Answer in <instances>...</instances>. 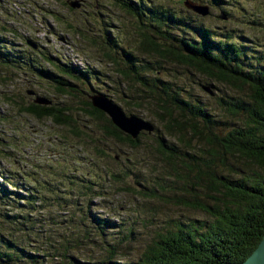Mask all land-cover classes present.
<instances>
[{"label":"rangeland","instance_id":"1","mask_svg":"<svg viewBox=\"0 0 264 264\" xmlns=\"http://www.w3.org/2000/svg\"><path fill=\"white\" fill-rule=\"evenodd\" d=\"M74 1L0 0V51L12 52V59L20 57L24 63L32 61L38 69L32 73L15 68L7 73L0 66V172H13L3 175L5 183L13 179L39 190L46 205L37 211L38 218H44L35 227L38 239L33 232L31 240L22 242L20 227L1 217L0 234L26 249L28 244L37 246L38 262L32 264H71L56 253L74 258V264L136 263L148 246L177 225L198 227L199 222L211 221L205 212L176 203L190 197L186 179L195 169L186 167L189 156L201 164L210 146L191 132L184 134V127L181 132L166 128L168 120L159 117L161 110L149 90L125 79V74H132L125 54L148 84L160 79L183 90V98L204 106L216 122L213 131L242 127L243 113L229 111L227 103L251 102L248 88L233 87L145 53L142 34L153 36L156 24L151 10L159 9V16H175L180 23H162L160 29L171 38L167 45L164 40L157 42L171 48L182 39L200 40L201 30H207L214 42H231L241 49L245 70L262 72L264 0H191L208 6L205 17L186 9L185 0H79L80 6L71 8L68 3ZM27 40L38 49L30 48ZM27 90L47 98L55 108L67 109L74 128L22 112L21 107L33 104L34 96ZM153 90L163 95L158 87ZM102 94L125 116L152 123L154 131L141 133L136 146L107 135L105 128L115 126L84 112L89 96ZM146 96L150 98L141 99ZM106 118L110 120L107 114ZM160 143L173 149V160L159 152ZM10 145L23 149L18 165L8 159L14 155ZM226 163L246 169L230 157ZM216 165L218 173L226 176L241 174L229 173L218 160ZM197 194L210 205L201 190ZM9 208L0 204V209ZM90 215L108 218L116 226L102 235Z\"/></svg>","mask_w":264,"mask_h":264},{"label":"trees","instance_id":"2","mask_svg":"<svg viewBox=\"0 0 264 264\" xmlns=\"http://www.w3.org/2000/svg\"><path fill=\"white\" fill-rule=\"evenodd\" d=\"M128 9L131 10L132 6L128 5ZM156 10H151L156 31H152V37L147 36L146 33L142 34L143 43L147 46L142 48L145 53H154L165 60L183 64L233 87L248 88L251 102L227 103L229 111L243 113L245 123L242 127L233 128L226 133L213 131L216 122L204 106L183 98L181 96L183 90L172 88L169 83L160 79L148 84L136 62L129 54H125L132 73L131 76L125 74V79L134 80L141 88L149 90L152 95L151 100L158 104L161 110L159 117L168 120L166 128L181 132V128L184 127V134L191 132L193 137L204 140L210 146L208 157L201 164L196 163L189 156L190 160L186 163L189 166L186 167L190 170L195 169L194 175L186 179L187 187L191 192L190 197L176 203L205 212L210 216L211 221L199 222L198 227L194 223L177 225L174 231L169 230L166 234L160 235L148 246L136 263L129 264H238L253 252L264 234V71L245 70L240 63L241 49L231 42H214L207 30H201L200 40L182 39L178 41L177 46L166 47L171 37L164 35L160 29L161 24L180 23V20L165 13L159 16V11ZM222 15L226 16L223 13ZM163 40L165 45L157 42ZM11 54L12 52L0 51V66L7 73L9 69L15 68L32 73L33 70L38 72L32 61L28 60V63H24L20 57L12 59ZM66 75L72 76L69 72H66ZM155 86L163 95L154 92ZM58 91L66 93V90L60 87ZM148 98L150 97L146 96L141 99ZM85 105L86 114L95 119L106 120L112 126L103 112L93 108L90 102ZM21 111L38 119H51L57 125L74 128L72 118L65 108L31 104L21 107ZM105 130L107 135L119 142L131 146H136L138 143V139L132 140L113 126L112 129L105 128ZM9 147L14 155L13 158L8 156V159L12 165H18L22 162L18 154L22 153L23 149L13 145ZM159 152L168 160H173L175 157L173 149L163 143H160ZM228 157L236 165L242 164L246 169L241 171L233 163L227 164ZM217 160L220 166L227 167L229 173L235 171L241 174L229 177L221 172L218 173ZM4 174L13 176V172H0L2 179L0 204L11 208L0 209V217L9 225L15 224L20 227L19 239L22 242L31 240L33 232L38 239L40 232L35 230V227L44 221V218H38L40 216L37 215V211L46 207L42 203L40 191L26 188L24 184L13 179L5 183L3 181L7 177H4ZM197 190L202 191L204 199L211 202L210 205L199 198ZM89 219L96 224L102 235L105 234L106 228L116 226L108 218L90 215ZM27 247L28 249L20 242L0 234V264L38 262L36 253L39 252V248L32 244H28ZM110 248L114 251L112 246ZM21 256L24 257L22 261H20ZM67 256L55 254V257L70 259L71 264H74L72 262L76 260Z\"/></svg>","mask_w":264,"mask_h":264},{"label":"water","instance_id":"3","mask_svg":"<svg viewBox=\"0 0 264 264\" xmlns=\"http://www.w3.org/2000/svg\"><path fill=\"white\" fill-rule=\"evenodd\" d=\"M68 5L71 8H78L80 3L79 0H76L74 2H69ZM183 5L186 9H189L202 17H205L209 14V8L206 5H199L191 0H185ZM26 44L33 50L38 49L37 45L30 40H27ZM203 88L206 90V92L213 95L208 87L204 86ZM26 93L29 96H34L33 104L35 105L51 106L52 104L50 100L45 97L35 95V93L31 90H27ZM89 100H91L90 104L93 108L103 112L105 115L107 114L111 123L123 134L129 136L132 140L137 139L138 136L143 132L151 134L154 131V126L152 123L144 121L135 116H125L123 112L103 94L91 97L89 96ZM238 264H264V234L253 252L243 262Z\"/></svg>","mask_w":264,"mask_h":264},{"label":"flooded vegetation","instance_id":"4","mask_svg":"<svg viewBox=\"0 0 264 264\" xmlns=\"http://www.w3.org/2000/svg\"><path fill=\"white\" fill-rule=\"evenodd\" d=\"M83 2H84V0H83ZM83 2H82V3H83ZM127 7H128V5H127Z\"/></svg>","mask_w":264,"mask_h":264}]
</instances>
